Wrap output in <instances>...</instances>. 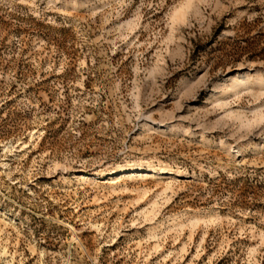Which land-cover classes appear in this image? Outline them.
Instances as JSON below:
<instances>
[{"label": "rangeland", "instance_id": "374dc122", "mask_svg": "<svg viewBox=\"0 0 264 264\" xmlns=\"http://www.w3.org/2000/svg\"><path fill=\"white\" fill-rule=\"evenodd\" d=\"M0 264H264V0H0Z\"/></svg>", "mask_w": 264, "mask_h": 264}, {"label": "bare ground", "instance_id": "6f19581e", "mask_svg": "<svg viewBox=\"0 0 264 264\" xmlns=\"http://www.w3.org/2000/svg\"><path fill=\"white\" fill-rule=\"evenodd\" d=\"M233 81L235 82L234 83L235 85L233 86V89L235 90L246 85V77H238L233 79ZM156 172H157L156 168L152 166L148 168H145L143 166H132L130 168L122 169L121 175L133 174L136 177L137 174H145V177H148L149 174H154ZM172 174H173L172 171L168 173V175H172ZM124 178H128V177L125 176ZM82 179L84 178L82 177Z\"/></svg>", "mask_w": 264, "mask_h": 264}]
</instances>
